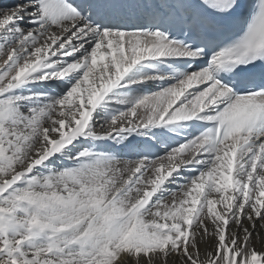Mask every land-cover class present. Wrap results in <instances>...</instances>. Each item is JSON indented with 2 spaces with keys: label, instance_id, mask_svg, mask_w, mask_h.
<instances>
[{
  "label": "bare ground",
  "instance_id": "6f19581e",
  "mask_svg": "<svg viewBox=\"0 0 264 264\" xmlns=\"http://www.w3.org/2000/svg\"><path fill=\"white\" fill-rule=\"evenodd\" d=\"M180 53L188 52L154 33L91 27L70 2L0 0V147L21 157L22 167H17L25 168L23 175L42 167L51 184L62 183L65 189L64 194L46 197L47 202L58 198L48 205L51 209L39 210L64 218L63 224L42 222L39 230L47 232L45 240L54 227L64 243L94 250L88 251L90 259L72 255L63 261L30 249L16 255L17 261L30 256L45 264H264V140L227 144L226 138L212 147L196 137L183 148L170 134L161 133L160 126L157 131L143 129L145 116L164 117L159 114L161 103L116 97L114 86L127 80V69L137 64L150 67L145 62L150 54L170 58ZM82 67L83 77L75 79L74 71ZM209 75L199 70L194 76L203 81ZM39 87L45 89L42 94L36 91ZM173 93L163 99L165 105ZM207 93L225 96V89L212 85ZM244 99L234 98L225 110H245ZM194 103L172 112L186 115L197 109ZM124 129L125 133L119 131ZM113 131L114 141L95 138ZM201 140L202 147L195 144ZM116 152L118 157L112 158ZM71 154L78 155L76 161L95 155L96 184L101 186L108 175L109 192L95 189V194L87 185H67L52 162L68 159L75 184L84 173L71 165ZM206 155L213 158H203ZM3 192L0 186V195ZM91 201L99 205L94 211L86 209ZM6 203L7 199L0 202L1 214L27 234L38 233L31 225L36 218L33 209L25 214ZM109 217L113 218L107 221ZM139 218L144 230L138 228Z\"/></svg>",
  "mask_w": 264,
  "mask_h": 264
},
{
  "label": "rangeland",
  "instance_id": "374dc122",
  "mask_svg": "<svg viewBox=\"0 0 264 264\" xmlns=\"http://www.w3.org/2000/svg\"><path fill=\"white\" fill-rule=\"evenodd\" d=\"M150 56L154 57V56H158V54H153V55L150 54ZM137 57L138 56H136V58ZM146 61L147 60H145V62ZM127 67H130V64ZM134 68H135V66H132V67H130V69H127L126 72H128V74H129L127 80L124 79L125 81H122L119 83V85L114 86V91H115V93L117 92L116 94H118V95H116V97L118 96V97L122 98L121 97V95H122V96H124V98H130L129 100H132L134 102L140 101L143 104L145 102H148L149 104H153L154 102H157L156 104L161 103V106L163 105L161 107L162 108L161 111H163V112H160L159 114L161 115L163 113L164 115H162V116H164V117H162V118L160 117V121L161 122L165 121L163 123L164 124L163 129L167 132H173V130H171V128H170V125H171L173 120H167V119H171V117H174V116H177V117L187 116L189 114L196 112L197 109L195 111L191 109L186 115H179V111L181 110L180 108H179V111L178 110L175 111L177 114H175V113L173 114V112H172L178 107H174V108H170V109L165 110V108L169 102H170V105L173 102L179 104V102H177L176 100L180 101L179 105H181L182 103H184L183 106L188 104V100L185 97L177 99L178 98L177 95L180 93V91H181V93L184 92L183 90H181L182 87H185L183 81H179V82L175 83L173 86L165 85V87H162V90H160V88H158L155 91H152V90L143 91L140 84H143V83L148 84V83H150V81L153 84L155 83L151 77H148V76H151L152 74L149 72H146L147 77L149 78L148 79L147 77H145V74L141 72V69L139 67H136L135 69ZM196 72L194 74L193 73L187 74L184 77V79H186L189 83H193L192 79H195L194 81H197L196 76H194L196 74ZM83 73H84L83 67L81 68L80 71L75 70L74 71V75H75L74 78L75 79H81L83 77ZM159 76L161 79H163L162 76H164V74L162 73V75H161V72H160ZM166 78H167V76H165V79ZM200 79L202 80L203 78L201 77ZM69 82L71 83V80H69ZM167 87L171 88L169 90L170 92L168 91L169 88L166 90ZM172 87H174L175 89ZM186 87L190 88L187 91H191V86H186ZM173 90L175 91V93H173V98H170L171 100L169 99L167 105H165V102H163V99L164 98L167 99L166 95H170V93ZM36 91L38 93L42 94L45 91V89L39 87V88H37ZM40 98L42 99V97H40ZM198 101L199 100H194L195 108H198V105H199L197 103ZM170 105L168 106V108L170 107ZM187 106H189V105H187ZM121 107H122L121 105H118V108H121ZM25 108L26 107H23V109H25ZM126 108L127 107L121 109L120 112L126 111ZM155 108H157V107H155ZM157 118H158V116H155V117H152L150 115L145 116V119H142L143 120L142 123H144V124H146L147 122L148 123H154L159 119V118L158 119ZM188 119H191V117H185L184 119H178V121H186ZM139 122H141V121H139ZM34 127H36V125ZM181 128L183 129V127H181ZM187 129H188V127H185L184 132ZM178 130H179V128H178ZM119 131H122L125 133L126 129L119 130ZM241 131H242L243 136H244L243 138H241L240 140H238L236 142L234 140H232L227 144H232L233 141H234L233 144H235L239 141H245L246 138H250L252 136V135L248 136L247 135L248 133L245 132L244 128H242ZM257 132H258V128H257ZM115 133H116V131H113L112 135H110V136H102V137H95V138L97 141L101 140L103 138H107L110 141H114L115 137L113 135ZM37 134H39V131L37 132ZM256 135L257 134H255V136ZM258 135H259V133H258ZM156 136H157V134L155 135V137ZM169 136H171L175 140L174 136H172V135H169ZM239 136L240 135H238V139L240 138ZM259 137L260 136H258V138ZM90 139H91V137L88 138V140L86 142L88 143L90 141ZM261 139H264V138L262 137ZM252 140L258 141L259 139H248V142H250ZM201 142H203V141L202 140L196 141L195 144L201 145L200 147H202L203 144H200ZM222 143H224V142H222ZM251 143H253V142H251ZM1 144H2V142L0 139V146H1ZM192 144H194V142H192L191 145ZM185 147L186 146H183V148H185ZM212 151H214V150H212ZM115 154H116V156H114L112 158L116 159L118 157L117 152ZM204 155H205V153L203 154V156ZM215 155H216V152L212 156L214 157ZM208 156L209 155H206L203 158H209V159L213 158L212 156H210V157H208ZM93 157H95V155H90V157L88 158L89 160L85 159L84 161H81V160L76 161L78 159V155H75V154L70 155V158L73 161V162H71V165L76 166V171H80V172L84 173V176L81 178V180L79 178H75V180H76L75 184L71 183V180L73 181V179L71 178L72 176H70V174H71L70 170L73 169V166H71L69 169V167L67 166V164L70 163L68 159L63 157V158L57 159L56 161L52 162V164L54 167L59 168L58 170L61 171L65 175L64 180H65V182H67V185H71L75 189H77L80 186H86L87 185L86 188H89L91 190H92V188H94L93 192L95 194H96V191L98 193V190L102 191L104 193L109 192V180L107 178V177H109L108 175H106V177L104 178L105 180L103 181L101 186H98L96 184L97 183L96 181H99V180H96V178H98L99 176L96 177L94 175V173H96L97 171L95 170V162L93 161ZM20 159H21V157L19 155L15 156L14 154L9 153L7 151H2V149L0 147V186L3 187V191H4L2 193V195H0V202L7 199V203H6L7 205L14 206L15 210L21 211L25 214H28L30 209H33L35 211V213H33V215H35L36 218H34L32 220L31 225L34 226L35 229H37L38 233H34L33 235L27 234L26 229H23L24 227H21L17 223H14L13 220L11 219V217H8L7 215L4 216L3 214L0 213V259H1L0 264H31V263L32 264H45L42 260L35 259L34 257H30V256L24 257V259H23L24 262H22V263L17 261V259H19V258L15 259L16 255L20 254L22 256L23 253L26 255V252L30 249L43 251L44 255L52 254V255L58 256L63 261L69 260L72 255H75L77 257L80 256L81 258L87 257L86 259H88V258L90 259L91 254L89 255L88 251H91V250L94 251L92 248H89L88 246H84V245H82V246L80 245V247H79L76 245V243L75 244L74 243L68 244L66 242L64 243L60 239L59 235L53 229L54 227H51V229H52L51 230V238L49 237V240H45L46 237H48L47 232L44 230H39L43 225L42 222H46L47 224L52 223V222H57L58 224H63L64 218H51L50 216H47V215L45 216L42 213L39 214V210L42 208L51 209L48 205L49 204H52V205L55 204L58 201V198H52L47 202L46 197H48L50 195H54L56 193H58V194L63 193L64 194L65 189L63 190L62 189L63 186H60V185H62V183L57 184V185L51 184L48 181L47 176H44L46 173L44 172V169H42V167H40V168L39 167H33L34 170L32 172L26 173L25 175H23L25 168L23 170H18V167H17V163H20V166H19L20 168L22 167V162H20L21 161ZM74 161H76V162H74ZM256 167H257L256 169H258V166H256ZM89 168H91V169H89ZM93 168H94V170H93ZM13 170H14V172H13ZM36 171L39 173H36ZM91 172L93 173L92 175H91ZM6 173L8 176L5 175ZM72 174H73V172H72ZM2 175L4 176L3 178H1ZM21 175H23V176H21ZM20 176H21V178H20ZM15 177H18V178L15 179ZM176 177H178V176H176ZM79 181L82 183H80ZM98 188H101V189H98ZM95 189H96V191H95ZM85 197H87V196L85 195ZM130 200L133 201V198H131ZM88 203L89 204L86 206V209L88 211H94L99 206V205L97 206L96 204H93L92 201L88 202ZM26 211H28V212H26ZM42 215H44L45 217L44 216L42 217ZM112 218L113 217H109L107 219V221H109ZM137 224L140 226V227H138L139 229H141V230L145 229L142 219L139 218L137 220ZM45 226L47 228L50 227L48 225H45ZM135 236H138V235H135ZM134 239L137 240V238H134ZM1 243H2V245H1ZM72 247H74V248H72ZM95 252H97V250H95ZM94 258L101 259L102 257L96 255Z\"/></svg>",
  "mask_w": 264,
  "mask_h": 264
}]
</instances>
